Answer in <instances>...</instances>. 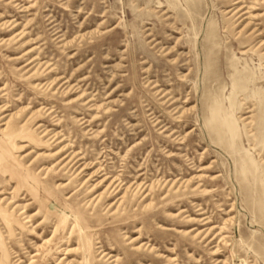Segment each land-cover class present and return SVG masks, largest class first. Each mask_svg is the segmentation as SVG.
Masks as SVG:
<instances>
[{
  "label": "rangeland",
  "instance_id": "rangeland-1",
  "mask_svg": "<svg viewBox=\"0 0 264 264\" xmlns=\"http://www.w3.org/2000/svg\"><path fill=\"white\" fill-rule=\"evenodd\" d=\"M0 264H264V0H0Z\"/></svg>",
  "mask_w": 264,
  "mask_h": 264
}]
</instances>
